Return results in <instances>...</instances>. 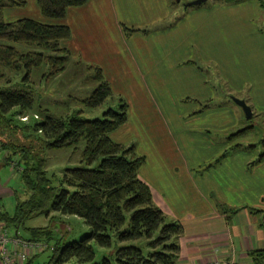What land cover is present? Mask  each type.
Instances as JSON below:
<instances>
[{
    "label": "crops",
    "instance_id": "crops-1",
    "mask_svg": "<svg viewBox=\"0 0 264 264\" xmlns=\"http://www.w3.org/2000/svg\"><path fill=\"white\" fill-rule=\"evenodd\" d=\"M178 1L88 0L82 6L67 8L60 22H45L69 27L70 37L59 44L69 51L72 61L92 62L109 77L123 74L119 83L129 95L128 118L110 136L116 142L127 143L130 120L140 125L141 134L136 135L142 137L136 148L145 161L139 175L150 185L154 203L183 227L176 264L216 260L252 264L249 253L264 249V159L255 163L257 149L244 147L253 143L237 139L240 146L234 147L227 138L231 132L246 127L242 125V111L216 91L213 72L200 70L196 64L215 69L218 78L214 81H221L228 98L233 95L244 99L253 114L263 113L264 24L261 26L260 21L264 20V7L260 0H212L188 9L182 6V10L180 3L189 0ZM120 23L146 31L133 33L128 48L129 42L120 36ZM114 32L116 46L110 44ZM131 49L137 51L136 63L131 59ZM120 67L124 68L122 74ZM141 68L151 79L156 96L169 92L168 111L174 132L164 125L145 85L131 79V72ZM209 101V106L203 108L201 103ZM256 106L260 108L255 110ZM184 117L186 126H176ZM198 126L220 135L189 131ZM248 132L251 131L246 130L238 138ZM195 143L200 148L195 149ZM227 147H232L231 154L221 165L199 178L191 176L192 166ZM16 187L2 158L0 211L14 213L15 191L19 190ZM214 195L222 206L212 203ZM7 228L10 235L23 240L36 238L31 232L27 239L20 236V227Z\"/></svg>",
    "mask_w": 264,
    "mask_h": 264
},
{
    "label": "trees",
    "instance_id": "trees-1",
    "mask_svg": "<svg viewBox=\"0 0 264 264\" xmlns=\"http://www.w3.org/2000/svg\"><path fill=\"white\" fill-rule=\"evenodd\" d=\"M87 1L36 0V3L44 17L54 20L62 19L67 8L82 6ZM25 3L26 0H0V13L3 7H21ZM69 37L70 29L66 24L46 23L29 17L9 22L0 18V68L22 73L17 81L0 87V152L7 166L12 158H17L20 167L15 211L13 214L0 211V220L7 227L17 229L22 226L36 237L32 240H39L40 235L49 232L47 227L24 226L26 220L39 213L47 214L52 210L82 218L88 233L67 243L57 239L51 247L45 242L46 249L51 248L52 256L44 264H176L182 224L168 218L154 203L150 185L139 175L145 157L138 154L135 143L123 144L110 136L127 121L126 101L118 98L117 108H106L102 117L86 118L80 109L57 116L43 109L41 120L31 117L27 124L19 118L32 110L36 99L30 82L32 71L45 65L43 79L62 72L71 56L59 42ZM2 41L22 44L27 50L20 51ZM196 66L205 72H213L212 85L219 92L222 84L219 80L218 83L214 81L218 78L215 69L199 63ZM87 68L94 70L87 78L98 83L80 102L95 108L113 93L101 67L93 64ZM222 92L227 96V91ZM207 106L209 102L203 108ZM252 128L253 125L242 127L227 138L232 140ZM82 142V166L65 167L60 175L48 174L46 150L73 148L76 151ZM261 144L264 146V139ZM237 146L240 144L235 143L234 147ZM254 146L255 143L244 147ZM262 159L264 149L255 163ZM96 160L97 164L92 166ZM91 241L109 249L100 260H95ZM249 255L252 264H264V249L253 250ZM30 260L32 258L22 264H28Z\"/></svg>",
    "mask_w": 264,
    "mask_h": 264
},
{
    "label": "rangeland",
    "instance_id": "rangeland-1",
    "mask_svg": "<svg viewBox=\"0 0 264 264\" xmlns=\"http://www.w3.org/2000/svg\"><path fill=\"white\" fill-rule=\"evenodd\" d=\"M185 1V0H183ZM212 0H206L205 4H209ZM264 7V0H260ZM180 2V0L178 1ZM180 9L184 10L182 7L183 5L180 3ZM190 7H187V9ZM264 11V9H263ZM264 13V12H263ZM23 17H29L33 19H37L39 21L45 22L51 20L50 18L44 17L36 3V0H26V3L24 6L21 7H3L1 9L0 18L3 21L9 22L14 21L19 18ZM61 19H54L53 21H59ZM264 24V20L260 21V25L262 26ZM120 36L122 41L125 43L129 42L128 48H130V40L129 37L136 32H143V27H137L135 31H130L131 27L127 24L120 23ZM150 28V27H146ZM6 44H12L14 45L18 50L25 51L27 48L23 46L22 44L13 43L10 41H2ZM118 41L116 38L115 32L113 33L112 40L110 41V44L113 46H116ZM130 56L131 59L136 63L138 60L137 57V51L136 50H130ZM87 65H93V63H86L85 61H82L78 59V62L72 61L71 59L68 60L65 63V69L60 72L59 74H56L54 76H51L50 78L43 79L42 73L46 71V66L43 65L39 69H35L32 71L30 75V82L32 83L34 89H35V95L36 99L33 105V108L30 112L26 113L25 115L19 116L20 120L24 121L25 123H30L31 117L43 119L44 114L41 112L43 109H47L50 113L53 115H65L67 113H71L74 110L80 109L82 110V115L86 118H95V117H102V112L108 108L112 107L113 109L117 108L118 98H122L126 103L128 104V93L126 91H122L120 88V79L123 78V69H121L118 73V76L116 78L106 76V74L102 71V74L104 78L108 81L109 86L112 90V97L105 100L101 105L95 107V108H89L86 107L83 103L80 102L81 99H84L88 97L91 92L93 91L94 87L97 85L98 82H96L93 79H88L87 77L90 74H94V70L88 69ZM114 67L112 68V70ZM213 69V68H212ZM0 73L3 74L0 76V87L7 86L10 83L17 81L22 73H17L13 70H10L8 68L1 67ZM128 77V76H127ZM131 79H134L137 84L139 85H145L147 93L153 97V100L156 102V109L160 111L158 115L161 114L163 123L165 126H169V129L171 132H174V125L170 121V116L168 111V103H171L168 101L167 97H169V92H166L164 96L159 95L156 96L158 93L153 90V83L149 77L145 75V71L141 68L137 71L134 69V71L131 72ZM222 84V83H221ZM221 86V85H220ZM222 88V89H221ZM221 88L218 89L219 94L223 95V92H226L225 86H221ZM173 97V96H172ZM225 98L227 96H224ZM229 100L230 98H226V100ZM231 100V99H230ZM184 102L186 99L183 100ZM132 103V100H131ZM202 105L207 104L206 102H202ZM210 104V101H209ZM241 110V108L238 106ZM260 107H255V110H258ZM264 108V105L263 107ZM128 111V110H127ZM134 112V109H132ZM242 111V110H241ZM135 113V112H134ZM243 115V123L242 125L248 126L253 125V128L251 132H248L244 138H238V136H235L232 139L233 146L237 142H242L241 140H244L245 142L249 141L251 143L255 142L254 148L256 150V159L258 158L260 152L264 149V146L261 144V140L264 139V112L261 114L254 113L253 118L251 121L249 119H246ZM128 118V117H127ZM187 120V117L182 118L181 124H177L176 126L184 127L185 121ZM144 125V124H143ZM128 127L131 128V130H128L127 136H129V143L134 142L136 147L139 142V138L142 137L141 135H136L138 132H140V125H137L134 121L130 120V123L128 124ZM126 131L124 132V137L126 136ZM189 131H192L193 133L197 135H220V132H216L215 130L208 129L207 127L198 126L196 128H189ZM141 134V133H138ZM250 137V138H249ZM127 142V143H128ZM122 143V142H120ZM124 143L123 144H127ZM83 147V142L80 143L77 147V150L74 151L73 148H62V149H48L45 152L46 156V170L48 174L56 173L58 175L61 174L62 170L65 167L68 166H82L83 163L80 161V151ZM195 149L200 148L199 144L195 143L194 145ZM231 148L227 147L223 151H220L219 154L214 155L209 160H203L202 162H197L194 166H190V173L193 178H199L204 173L208 172L209 170H214L218 165H221V163L228 157L229 154H231ZM137 150V148H136ZM17 157V156H15ZM2 159V154L0 152V160ZM15 162H17V158H12ZM94 162L92 166L97 164ZM188 163L191 164L188 160ZM13 167V169H10L9 171L13 177V181L17 183V189H19L20 183L18 180V173L19 172V166ZM215 181H217V178L215 175H213V178ZM222 192L227 196L228 198H231L230 195L226 194L224 190ZM217 196H211V201L215 206H222V203L218 201ZM232 202V198L230 199ZM25 227H47L49 232L47 235H40L39 240H42L44 242H47L49 244V247L53 246L54 242L59 239L62 243H67L72 240H78L82 236H84L86 233H88L89 229L87 224L83 221L82 218L75 216V215H69V214H61L56 211L49 210V213L45 214L44 212L39 213L35 217L26 220ZM19 235L23 238H29L31 237L28 230L23 228L22 226L18 229ZM127 243H137V241H128ZM91 245L94 248L95 251V260H100L103 255H106L109 251V249L105 247H101L97 245L94 241H91ZM52 256V250L51 248L46 249L45 251L41 252L38 255H35L32 257V260L28 264H44L47 261L51 260ZM64 264H71V262H67ZM113 264H116L115 262Z\"/></svg>",
    "mask_w": 264,
    "mask_h": 264
},
{
    "label": "built area",
    "instance_id": "built-area-1",
    "mask_svg": "<svg viewBox=\"0 0 264 264\" xmlns=\"http://www.w3.org/2000/svg\"><path fill=\"white\" fill-rule=\"evenodd\" d=\"M17 162L10 160L9 167L17 166ZM21 248L18 249L17 247ZM47 248L44 241L23 240L18 236H12L8 232L7 226L0 220V263L14 264L24 263L30 256L40 253ZM201 264H235L233 261H210Z\"/></svg>",
    "mask_w": 264,
    "mask_h": 264
},
{
    "label": "water",
    "instance_id": "water-1",
    "mask_svg": "<svg viewBox=\"0 0 264 264\" xmlns=\"http://www.w3.org/2000/svg\"><path fill=\"white\" fill-rule=\"evenodd\" d=\"M178 1V0H177ZM206 2V0H189L183 3L184 7H191V6H198L201 5L202 3ZM230 99L236 104L238 105L243 114L244 117L246 119H249L250 117H252L253 112L251 107L246 103V101L244 99L238 98L236 96L230 95Z\"/></svg>",
    "mask_w": 264,
    "mask_h": 264
}]
</instances>
